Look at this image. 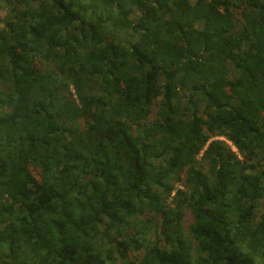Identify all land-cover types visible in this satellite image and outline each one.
<instances>
[{
    "label": "trees",
    "instance_id": "obj_1",
    "mask_svg": "<svg viewBox=\"0 0 264 264\" xmlns=\"http://www.w3.org/2000/svg\"><path fill=\"white\" fill-rule=\"evenodd\" d=\"M0 264H264V0H0Z\"/></svg>",
    "mask_w": 264,
    "mask_h": 264
},
{
    "label": "rangeland",
    "instance_id": "obj_2",
    "mask_svg": "<svg viewBox=\"0 0 264 264\" xmlns=\"http://www.w3.org/2000/svg\"><path fill=\"white\" fill-rule=\"evenodd\" d=\"M192 222V216L191 215H188L187 218H186V223L185 225L186 226H189V224Z\"/></svg>",
    "mask_w": 264,
    "mask_h": 264
}]
</instances>
